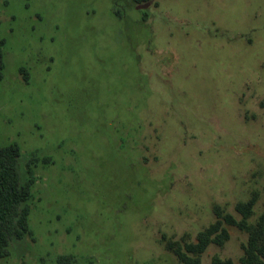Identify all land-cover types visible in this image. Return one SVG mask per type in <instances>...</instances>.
<instances>
[{"label":"rangeland","instance_id":"rangeland-1","mask_svg":"<svg viewBox=\"0 0 264 264\" xmlns=\"http://www.w3.org/2000/svg\"><path fill=\"white\" fill-rule=\"evenodd\" d=\"M0 51V148L31 183L0 264H182L217 213L263 215L264 0H0ZM221 228L200 264H241Z\"/></svg>","mask_w":264,"mask_h":264},{"label":"trees","instance_id":"trees-1","mask_svg":"<svg viewBox=\"0 0 264 264\" xmlns=\"http://www.w3.org/2000/svg\"><path fill=\"white\" fill-rule=\"evenodd\" d=\"M136 4L150 0H133ZM3 68L2 53L0 51V71ZM22 71V69H21ZM26 75V73H25ZM1 78V76H0ZM26 78V76H25ZM19 149L16 146L0 148V258L7 255V246L12 237L23 238L28 233V215L30 198V181L22 184L18 173ZM253 204H240L236 210L242 217L236 221L230 215L216 214V222L210 228L199 234L197 241L180 248L169 249L182 264H200L198 258L206 248L215 243L221 245L227 239L223 223L237 227L247 234L244 256L241 264H264V213L259 221L250 225L248 219L252 213ZM223 218V219H222ZM59 262H68V258H61ZM213 264H232L227 260H214Z\"/></svg>","mask_w":264,"mask_h":264}]
</instances>
